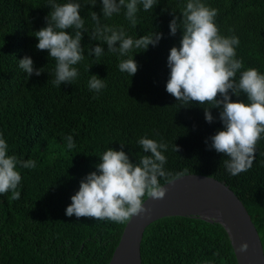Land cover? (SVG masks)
Returning a JSON list of instances; mask_svg holds the SVG:
<instances>
[{"label":"trees","instance_id":"16d2710c","mask_svg":"<svg viewBox=\"0 0 264 264\" xmlns=\"http://www.w3.org/2000/svg\"><path fill=\"white\" fill-rule=\"evenodd\" d=\"M186 2L158 0L147 12L141 5L133 27L126 9L103 18L101 0L95 6L81 0L85 58L75 65L79 73L75 81L55 86L56 62L46 50L36 49L34 36L51 12L49 0H0V135L9 155L36 161L34 169L18 166L22 177L18 200L11 199V191L0 195V264H107L125 223L68 217L65 209L79 182L96 170L108 148L123 150L133 163L150 155L137 143L142 137L168 144L164 168L169 175L160 179L161 185L181 176L178 173L203 174L227 184L246 207L264 250V138L257 143L251 168L233 176L224 167L227 157L205 143L223 127L219 109H210L217 119L209 124L204 107L210 105H182L166 92L167 56L182 37L180 29L174 36L169 34V22L173 14L180 17L182 29ZM203 2L218 9L215 19L222 35L239 37L236 53L244 68L264 73V0ZM91 12L134 39L152 31L162 33L155 47L129 53L138 65L131 77L118 67L127 57L107 51V44L100 45L102 56L88 54L89 48L101 43L89 38L95 27ZM24 56L31 57L35 68H42L41 75L27 77L18 63ZM91 75L104 79L106 86L100 92L89 88ZM232 99L247 102L244 94ZM68 135L76 145L71 150ZM173 144L179 152L173 151ZM141 261L237 264L224 227L196 216H165L151 222L143 233Z\"/></svg>","mask_w":264,"mask_h":264},{"label":"clouds","instance_id":"9594fccd","mask_svg":"<svg viewBox=\"0 0 264 264\" xmlns=\"http://www.w3.org/2000/svg\"><path fill=\"white\" fill-rule=\"evenodd\" d=\"M97 0H89L88 5L95 6ZM158 0H101L102 17L110 18L126 9L125 17L130 24L137 25V13L140 7L152 11ZM51 12L45 17V26L35 32L37 50H46L56 62L53 84H71L79 75L75 67L84 60L85 49L81 46L84 20L80 15L83 7L81 0H66L56 3L49 0ZM182 29L173 14L169 22V34L182 31L179 47L173 46L167 56L169 78L166 92L182 105L195 102L204 107V119L213 123L210 109H219L218 119L222 129L205 141L209 149L223 154L226 171L236 176L248 171L255 159L257 143L264 138V73L253 67L244 68L243 61L237 58L236 48L240 44L236 35L221 34L216 23L218 9L206 5L203 0H187L182 11ZM101 16L91 12L94 31L90 40L101 43L88 49V54L100 57L104 54L101 44H107V51L118 53L122 59L118 65L121 72L134 75L138 65L133 59L132 50H146L149 45L155 47L162 33L152 31L150 35L133 38L125 30L102 23ZM72 29V32L68 30ZM231 31V30H230ZM118 44V46H117ZM19 67L27 74L41 75L42 68L34 67L33 60L24 56L18 61ZM239 73V76L237 74ZM104 79L91 75L89 88L100 92L105 87ZM244 94L247 102L232 97ZM67 148L76 145L71 135L66 138ZM208 141L211 143L209 144ZM144 153L136 163L123 150L108 148L99 158L96 170L88 173L80 182L78 190L70 197L71 203L65 209V215L76 218H92L124 224L134 216L147 214L145 196L163 199L166 189L160 183L161 178L169 175L164 165L167 157L164 152L168 144L142 137L137 141ZM8 144L0 135V195L11 191V199L18 200L21 184L19 168L34 169L36 161H22L8 154ZM124 144L121 143V149ZM173 151L180 148L173 144ZM177 175H183L178 173ZM248 248L246 243L239 247L240 252Z\"/></svg>","mask_w":264,"mask_h":264},{"label":"water","instance_id":"95a60500","mask_svg":"<svg viewBox=\"0 0 264 264\" xmlns=\"http://www.w3.org/2000/svg\"><path fill=\"white\" fill-rule=\"evenodd\" d=\"M163 199H145L147 214L126 222L107 264H142L141 241L145 228L165 216H196L221 224L226 230L237 264H264L263 245L258 231L239 197L224 182L188 173L163 184ZM248 248L240 252L241 244Z\"/></svg>","mask_w":264,"mask_h":264}]
</instances>
